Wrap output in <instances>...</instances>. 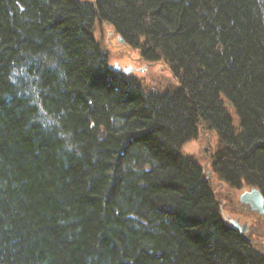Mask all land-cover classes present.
Instances as JSON below:
<instances>
[{
  "label": "trees",
  "instance_id": "1",
  "mask_svg": "<svg viewBox=\"0 0 264 264\" xmlns=\"http://www.w3.org/2000/svg\"><path fill=\"white\" fill-rule=\"evenodd\" d=\"M96 22L173 90L107 69ZM202 129L264 198V0H0V264H264L180 154Z\"/></svg>",
  "mask_w": 264,
  "mask_h": 264
},
{
  "label": "rangeland",
  "instance_id": "2",
  "mask_svg": "<svg viewBox=\"0 0 264 264\" xmlns=\"http://www.w3.org/2000/svg\"><path fill=\"white\" fill-rule=\"evenodd\" d=\"M94 25L95 31L93 36H95L100 47L105 52L108 58V64L112 65L117 61L122 67H124L130 62L136 68L144 67L146 69L144 72L133 73V76L140 79L141 84H143L144 87L149 90L155 89L158 91L164 89L173 90L176 86V80L165 64H162L161 62H145L139 56L137 51L129 46H123V44H120L117 35H113L111 28L107 24L96 22ZM217 147L216 133L209 129H202V132H200L197 138L190 139L183 144L180 148V154L185 157H191L200 165V167L203 168L204 175L209 178L216 199L219 200L221 204L225 203V205H223V211L227 213V210L230 211L229 206L233 205L234 207L238 205V195L242 189L231 188L226 183L221 182L218 178L214 177V174L211 171L212 168L210 167V160L212 159L211 154L217 149ZM261 226H264V224L261 223ZM260 228L258 230H260ZM258 234L263 237L264 228L260 233L258 231L254 233V236H256L254 237V241L258 238ZM250 237H253V234ZM250 237L248 236V239ZM252 246L258 252L264 254V249L259 247L258 242H254Z\"/></svg>",
  "mask_w": 264,
  "mask_h": 264
},
{
  "label": "flooded vegetation",
  "instance_id": "3",
  "mask_svg": "<svg viewBox=\"0 0 264 264\" xmlns=\"http://www.w3.org/2000/svg\"><path fill=\"white\" fill-rule=\"evenodd\" d=\"M232 203V202H231ZM230 207V213L231 217L236 219L239 222V228H244V233H246V238L248 236L250 237L253 234V237H250L248 239V244H254V242H258L259 247H262L264 249V234L263 237L258 234V238L256 241H254V233L259 232L264 228V226H261V223L264 224V215L258 214L255 211H252L250 209V206L248 205H241L238 203V205L229 206ZM261 227V228H260ZM260 228V230H258Z\"/></svg>",
  "mask_w": 264,
  "mask_h": 264
},
{
  "label": "water",
  "instance_id": "4",
  "mask_svg": "<svg viewBox=\"0 0 264 264\" xmlns=\"http://www.w3.org/2000/svg\"><path fill=\"white\" fill-rule=\"evenodd\" d=\"M122 42V41H120ZM107 68L113 72H119L122 69L120 68V66L118 65L117 62L114 63L113 66L108 65ZM135 68H133L132 66H128L127 68H123V72L124 74L130 73L134 70ZM229 105V104H228ZM239 199L242 203H247L250 205L251 210H255L256 212L259 213H264V198H262L259 190L256 188H252L250 191H245L244 193H242L239 196ZM232 222L234 225L232 226V229L236 230L237 225L236 222L230 221Z\"/></svg>",
  "mask_w": 264,
  "mask_h": 264
}]
</instances>
